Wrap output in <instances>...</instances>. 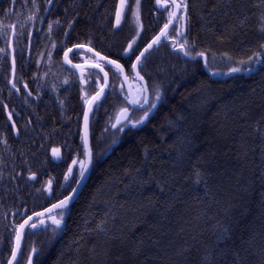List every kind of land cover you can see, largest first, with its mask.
Wrapping results in <instances>:
<instances>
[{
  "label": "trees",
  "instance_id": "1",
  "mask_svg": "<svg viewBox=\"0 0 264 264\" xmlns=\"http://www.w3.org/2000/svg\"><path fill=\"white\" fill-rule=\"evenodd\" d=\"M117 3L36 0L37 11L32 0H0V33L13 23L19 33L24 25V35L13 41L15 83L40 76L39 59L48 57L53 40L58 45L52 50L54 58L62 54L60 41L73 44L77 37L92 39L96 48L116 58L133 37L142 49L166 22L155 0H141L142 28L137 30L132 22L135 0H127L116 29ZM189 4L186 34L195 41V50H207L208 67L202 58L190 61L174 51L171 37L154 46L141 74L162 86L164 100L143 125L124 132L112 125L128 104L127 95L121 78L110 72L109 108L104 110L105 96L94 111L90 176L64 209V228L26 230L18 264L26 263L32 248H38L34 264H236L237 255L242 264H264V65L227 74L264 43V0ZM34 13L35 19L28 20ZM57 19L60 23L53 24L49 40L48 23ZM66 30L73 39L65 38ZM0 48L6 50L0 53V264H6L15 242L13 225L19 221L13 211L40 210L55 199L37 191L50 179L39 170L60 165L52 161L50 148L65 147L62 140L74 133L70 118L77 116L80 122L82 111L77 114L74 91L65 108L48 102L37 110L33 104V132L41 137L39 128L44 129L49 140L38 142L23 130L16 136L5 105L21 113L24 94L11 90L8 82L12 57L3 34ZM52 70L48 67L47 72ZM142 114L131 112L137 118ZM29 169L37 172V181L27 179ZM221 225L229 228V239L219 238Z\"/></svg>",
  "mask_w": 264,
  "mask_h": 264
},
{
  "label": "snow or ice",
  "instance_id": "2",
  "mask_svg": "<svg viewBox=\"0 0 264 264\" xmlns=\"http://www.w3.org/2000/svg\"><path fill=\"white\" fill-rule=\"evenodd\" d=\"M48 4H52L53 0H46ZM15 3V0H13ZM127 0H119V4L115 9V24L114 28L119 29L121 26V21L124 18L125 8H126ZM156 7L158 9H163L166 13V22L163 23V26L160 27L159 33L143 47L141 50L140 46L136 42V38L133 37L127 42L126 47H122L121 51L116 54V58H110L112 54H102L101 51L95 50V45L93 40L88 38L81 40L79 37L75 38L76 42L72 44V47H66L64 41L59 42V47L63 51V62L64 64L70 65L71 69H73V76H76L78 73V79L81 86L89 87L91 85H95L94 94L88 96L83 95L84 103L86 105L83 111V135L81 139L83 141V154L86 157V161H79L80 169L78 176L73 171L71 166L68 167L67 172L64 175L65 181L71 179L73 183L79 185L81 180L84 178L85 172L87 170V165L92 162L93 153L89 146V112L92 109V105L101 99V97L105 96V89L109 86V72H112L114 77L121 78L122 82H126L129 78V73L134 74L135 79L141 82V88L139 89L140 96L138 99H128L127 103L132 106V111L139 110L143 114L140 117H133L129 115L130 109L129 107H122L120 109V115L116 118V123L112 125L113 128H117V125H120L118 128L119 132H124L125 128L135 129L144 124L150 117V114L155 110L159 104H161L164 100V91L162 90V86L160 84L155 83L154 81L149 82L145 80V77L141 75V72L144 71L142 65L144 60L147 59L146 54H150V50L153 49L154 46H158L162 43V40H169L171 37V45L174 51L181 53L184 57H186L190 61H196L197 58H202L204 60V66L208 67V57L206 55L207 50H195L196 44L195 41H190L187 37L186 31L190 22V4L189 0H155ZM33 7L38 11V6L36 5V0H32ZM140 7L141 0H135V7L132 8V17L135 18V26L137 28H142L140 24ZM5 14H7L8 10H4ZM45 12L49 11L48 8L44 9ZM28 20L35 19V13L27 17ZM43 20V17H40ZM59 19L55 21H49L48 23V33L47 37L49 40L52 39L51 32L53 28V24L59 25ZM73 26V22L69 21L68 28L71 29ZM21 31L17 33V25L15 23L9 24L2 29V33L5 37V42L8 48H12V40L8 36L9 30H11L13 36H23L24 33L22 31L24 25L19 26ZM171 27V31H170ZM37 31H39L37 29ZM140 32H136V36H139ZM28 38L30 39L32 36V32L29 31L27 33ZM64 36L66 39H73L70 35L69 31H65ZM182 41V42H180ZM58 47L56 41H52L51 49L56 50ZM73 49L77 50H86V53H90V59L86 60L84 64H73L72 60L69 59V53L73 52ZM50 50L47 55L48 59H52L53 52ZM5 48H0V53H4ZM15 51V50H14ZM25 49L21 48L20 53L23 56ZM194 53V54H193ZM58 54V53H57ZM43 55V53H41ZM74 56L78 55V53H74ZM127 57L126 64L128 67V72H126V64L121 63L120 61ZM134 57V59H133ZM39 63V61H37ZM238 66L230 67L229 72L227 74L237 73L242 70L252 71L253 67L256 65H264V43L259 45V51L253 52L252 55L248 56L246 60H240L237 62ZM107 69V70H106ZM12 72L15 75L16 72V60L13 57L12 60ZM212 75H217V73L213 72ZM12 88L16 89L17 92L20 91L17 88V85L13 83L11 80L8 81ZM65 85L69 84V80L65 79L63 81ZM115 87V85H113ZM24 88L27 89L28 85L25 84ZM121 90L122 86H121ZM85 88H81L82 94L84 93ZM31 95V92L28 93ZM5 110H7V106L5 105ZM123 117V120L121 119ZM8 119L12 120V114L9 113ZM11 129L13 132L17 131L16 124L12 123ZM6 142V141H5ZM116 141L113 140L112 143ZM52 156L56 159H61L60 149L52 148ZM77 160H72V165L77 164ZM20 173H17L19 176ZM197 177H199L200 173H196ZM29 181H37V173L31 171L29 169V175L27 177ZM62 187V185H61ZM37 191H45L52 195H54V190L52 188V181L49 180L47 183V187L42 186V188H37ZM77 191L76 188H72V192L75 193ZM72 199L71 195L64 196L63 199H60L57 203H52L51 207H47L42 212H33L32 215H24L27 216L26 219H23L22 223L14 224L13 229L15 231V246L11 249V259H9L8 264H13L14 261H17V253L21 250V239L25 233L26 228L30 229H38L51 228L53 232L61 228V224L63 221L64 213L63 210L68 207L70 200ZM55 210H60L58 215L54 214ZM36 218L35 220L33 218ZM101 230L102 229V226ZM220 232V239H229V228L227 226L221 225L218 229ZM32 253H36L37 249L32 248ZM18 264V261H17ZM27 264H33L32 255L28 256ZM236 264H242L240 257L237 255Z\"/></svg>",
  "mask_w": 264,
  "mask_h": 264
},
{
  "label": "flooded vegetation",
  "instance_id": "3",
  "mask_svg": "<svg viewBox=\"0 0 264 264\" xmlns=\"http://www.w3.org/2000/svg\"><path fill=\"white\" fill-rule=\"evenodd\" d=\"M66 47H72V44H67ZM64 50H66V48ZM95 50L101 51L102 54H106L104 51H102L96 47H95ZM63 51H62L61 56H59L57 58L52 57L51 60H49L48 57H46V56L40 57V59H39L40 60V66H41L40 68L43 71L41 72L40 76H38L37 78H31L30 77V78L26 79L23 77V79L20 82L18 81V83H15V76H14L13 83H15L17 85V88H19L20 91L17 92L16 89L12 88L11 84H10V87H11V90L17 92L19 95L21 94V91H22V94H24V97L22 100L23 109L21 108V113L19 111H17L16 109H13V108H12V111H9V107L7 106V110H6L7 118H8L9 113L12 114V120L10 121L8 119L10 125H12V123L16 124V128H17V131H16L17 134H15L16 136L20 135V131L23 130L24 133L30 134L36 140L38 139V142H45L46 140H49V138L46 139V135L44 134V129L41 130L39 128V133L40 132L42 133L41 137L36 138V133L33 132V131H36V127L34 126L35 120L32 119V112H31V109H33V104H35L34 109H37V110L45 107L49 103H51L57 107L65 108L64 105L67 106L69 99H70L69 92L70 91L75 92V98H76L77 103H78L77 114L79 113V111H82L81 120H80V122H78L77 116H73V117L71 116L70 119L73 120V124L70 123V125H72L73 132H74L72 137L70 139L62 140V143L65 144V147L63 145L54 144L50 148V156L52 158V161H54L55 163L60 164V165L59 166L57 165L56 167H51V168L46 167V165H42L41 169L39 170L40 172L44 173L46 176H48L50 178V179H48V181L49 180L52 181V188H53L55 194L52 195L49 193L48 197L51 200L54 198L55 199L52 200L51 203H53V202L59 200L60 198L64 197L66 194H68L71 191V189L75 185V183H73V181L71 179V176L69 177V179L67 181H65V179H64V175L67 172L68 167L71 166L73 168V171L78 176L79 169H80L79 161H81V160L85 161L86 157L83 154V141L81 139V136L83 135V126H82V124H83V111H84L85 106H86L84 103L83 95L90 96L94 93V89H95L94 84L91 85L90 88L80 85L79 79H78L79 74L77 73L76 76H73L74 70L71 69L70 65L64 64V62H63ZM74 53H78V55L74 56L73 55ZM90 57H91V54L86 53V50H77L76 49V50H73L72 53H69V59L72 60L73 64L84 63L86 60L90 59ZM47 60H48V63H46V65L44 66V64ZM48 67L49 68L52 67L53 70L51 73L47 72ZM109 75H110V72H109ZM129 75L131 76V80L132 79L136 80L134 74H129ZM65 79L69 80V84L65 85L63 83V81ZM133 80H132V82H133ZM121 82H122V79H121ZM25 84L28 85L27 89L24 88ZM122 84H123V82H122ZM140 84H141V82H140ZM110 86H111V77H110V85L108 88V92L105 95L106 97L105 96L102 97V98L105 97L104 98V105L105 106L107 103H109L108 99H109ZM123 86H124V84H123ZM82 87L85 88V91L83 94L81 92ZM134 87L136 89L137 97L139 98L140 95H139L138 88L136 87V84L134 85ZM124 89H125V86H124ZM29 92H31L30 96L28 95ZM125 93H126V89H125ZM126 95H127V93H126ZM127 98H128V96H127ZM105 106H104V110H107L109 107L108 106L105 107ZM96 107H97V102L94 105L93 112H92V118H91V122H90L91 147L93 144V140H95L93 138V118L95 116L94 111H95ZM123 107H130L131 112H132V106H130L129 104H126ZM66 112H69V109H67ZM118 112H117V114H118ZM131 112H130V115H131ZM117 114H116V116H117ZM67 115H69V114H67ZM116 116H115V118H116ZM115 118L113 119V122H114ZM40 124H41V126L45 125L44 120H40ZM76 124H77V129H76ZM18 128H20V129L18 130ZM105 130H107V128H105ZM35 139H34V141H35ZM80 145H81V147H80ZM53 147H60L61 148V159H59L58 161H55L51 155V150ZM92 150H93V147H92ZM93 156H94V152H93ZM73 159H76L78 161L77 164L72 165L71 162ZM37 176H38V174H37ZM51 176H52V178H51ZM58 178H60V179L58 180ZM48 181H47V183H48ZM57 185H58V187H57ZM61 185H62V187H61ZM45 187H47V184L45 185ZM24 209H25V213L27 215H31L33 212L38 211V210L28 211L26 208H24ZM23 210L22 211L20 210L21 212H19V214H16V215H19L18 224L21 223L22 220L27 217L26 215H24ZM59 211L60 210H55L54 214L58 215ZM63 213H64V210H63ZM64 217H65V213H64ZM27 229H30V228H27Z\"/></svg>",
  "mask_w": 264,
  "mask_h": 264
},
{
  "label": "water",
  "instance_id": "4",
  "mask_svg": "<svg viewBox=\"0 0 264 264\" xmlns=\"http://www.w3.org/2000/svg\"><path fill=\"white\" fill-rule=\"evenodd\" d=\"M118 4H119V0H118V3H117V6H118ZM170 29H171V27H170ZM158 33H159V31H158L155 35H157ZM155 35H154V36H155ZM10 38H11V40H12V48H10V50H11V57H12V60H13V57H14V46H13L14 36L12 35V33H11V37H10ZM152 38H153V37H152ZM152 38H151V39H152ZM151 39H150V40H151ZM150 40H149V41H150ZM149 41H148V42H149ZM148 42H147V43H148ZM144 46H146V45H144ZM144 46H143V47H144ZM73 50H76V49H73ZM141 50H143V48H142ZM110 58H112V57H110ZM120 62H121V61H120ZM121 63H122V62H121ZM78 64H84V63H78ZM126 72H127V71H126ZM141 75H142V74H141ZM13 79H14V75H13V72H12V78H11V81H12V82H13ZM109 80H110V75H109ZM145 80H146V79H145ZM123 84H124V86H125V89H126V93H127L128 99H138V97H137V93H136V89H135V87H134V85H133V83H132V81H131V77H130V75H129L128 80H127L126 82H123ZM109 85H110V83H109ZM108 88H109V86L105 89V95H106L107 92H108ZM93 94H94V93H93ZM101 98H102V97H101ZM96 102H98V101H96ZM96 102H95V103H96ZM95 103L92 105V109H91V111L89 112V146H90L91 150H92V147H91V140H90V122H91L92 112H93V108H94ZM130 106H131V105H130ZM85 107H86V106H85ZM129 109H130V112H131V108H130V107H129ZM130 112H129V115H130ZM118 115H120V110H119L117 116H118ZM117 116H116V118H117ZM116 118H115L113 124L116 123ZM121 119L123 120V117H121ZM82 126H83V124H82ZM116 142H118V139L116 140ZM53 148H59V149H60V154H61V148H60V147H53ZM111 149H112V147H109L108 150L106 151L105 155H107V154L111 151ZM92 153H93V150H92ZM51 155H52V151H51ZM52 157H53V156H52ZM53 159H54L55 161H58V160H59V159H56V158H54V157H53ZM85 161H86V158H85ZM93 161H94V158H92V162H91L90 164L87 165V170H86L85 175H84V178L81 180L80 184H79V185H77V184L74 185L73 188H76L77 191H76L75 193H73V192H72V189H71V191H70L68 194L65 195V196H67V195H71V196H72V199L70 200L68 206H69L74 200L77 199V197L79 196L81 190L83 189L84 185L86 184V182H87V180H88V178H89V176H90L91 170H92V168H93ZM63 198H64V197H62V198H60V199H63ZM60 199H59V200H60ZM59 200H57V201H55V202H53V203H57ZM51 204H52V203H51ZM51 204L48 205L47 207H51ZM47 207H45V208H47ZM45 208L40 209V210H38V211H36V212H42V211H44ZM19 212H20V209L18 208V209H16V210L13 211V214H14V215L19 214ZM23 213H25V209L23 210ZM31 215H32V214H31ZM26 218H27V217H26ZM26 218H24V219H26ZM33 219H35V217H34ZM22 222H23V220H22ZM22 222H21V223H22ZM64 227H65V217L63 218V221H62V224H61V228H64ZM38 229H39V228H38ZM26 230H27V228L25 229V232H26ZM31 230H35V229H31ZM60 234H61V232H60ZM24 235H25V233H24ZM24 235L22 236V239H21V250L17 253V261H19V259H20V255H21V252H22ZM14 246H15V242H14ZM36 249H37V252H38V248H36ZM37 252H36V253H37ZM36 253H32V251H31V253L29 254V255H32V258H33V264H34V258H35ZM9 259H11V254H10V256H9V258H8V260H7V262H6V264H8ZM17 261H14L13 264H17ZM25 264H27V261H26Z\"/></svg>",
  "mask_w": 264,
  "mask_h": 264
},
{
  "label": "rangeland",
  "instance_id": "5",
  "mask_svg": "<svg viewBox=\"0 0 264 264\" xmlns=\"http://www.w3.org/2000/svg\"><path fill=\"white\" fill-rule=\"evenodd\" d=\"M135 7V5L133 6V8ZM134 20H135V18L134 17H132V22H133V24H134V27L137 29V30H140V28H137L136 26H135V22H134ZM141 24V23H140ZM131 77V76H130ZM133 80V79H132ZM131 80V81H132ZM132 83H134L133 85H135L136 84V87L138 88V91H139V89H140V82H138L137 80H133V82ZM139 95H140V92H139ZM26 233V232H25ZM25 236V235H24Z\"/></svg>",
  "mask_w": 264,
  "mask_h": 264
},
{
  "label": "bare ground",
  "instance_id": "6",
  "mask_svg": "<svg viewBox=\"0 0 264 264\" xmlns=\"http://www.w3.org/2000/svg\"><path fill=\"white\" fill-rule=\"evenodd\" d=\"M93 158H94V156H93ZM93 165H94V161H93ZM31 253V252H30Z\"/></svg>",
  "mask_w": 264,
  "mask_h": 264
}]
</instances>
